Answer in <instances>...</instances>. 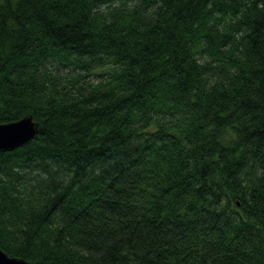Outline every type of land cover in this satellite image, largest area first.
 <instances>
[{
	"label": "trees",
	"instance_id": "obj_1",
	"mask_svg": "<svg viewBox=\"0 0 264 264\" xmlns=\"http://www.w3.org/2000/svg\"><path fill=\"white\" fill-rule=\"evenodd\" d=\"M0 249L30 264H264V0H0Z\"/></svg>",
	"mask_w": 264,
	"mask_h": 264
},
{
	"label": "water",
	"instance_id": "obj_2",
	"mask_svg": "<svg viewBox=\"0 0 264 264\" xmlns=\"http://www.w3.org/2000/svg\"><path fill=\"white\" fill-rule=\"evenodd\" d=\"M38 132V123L32 115H26L16 121L0 123V152L12 151L32 140ZM0 264H30L24 258L8 256L0 249Z\"/></svg>",
	"mask_w": 264,
	"mask_h": 264
}]
</instances>
